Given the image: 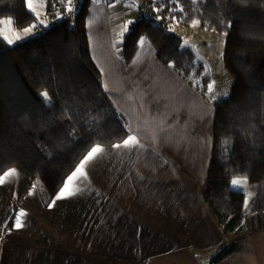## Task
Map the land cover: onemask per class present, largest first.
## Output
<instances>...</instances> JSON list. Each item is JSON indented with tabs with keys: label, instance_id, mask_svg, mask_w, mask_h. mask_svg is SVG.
<instances>
[{
	"label": "trees",
	"instance_id": "obj_1",
	"mask_svg": "<svg viewBox=\"0 0 264 264\" xmlns=\"http://www.w3.org/2000/svg\"><path fill=\"white\" fill-rule=\"evenodd\" d=\"M91 1L77 0L74 20L14 47L0 28V177L15 169L38 178L46 204L92 148L122 144L130 136L91 55ZM141 8L152 16L135 22L117 54L130 65L141 38L148 40L162 64L211 102L213 141L203 199L225 235L241 236L245 221L264 212V0H141ZM3 18L17 29L37 22L28 0H0ZM195 22L226 36L225 70L218 79L168 30ZM236 177L258 186L249 206L245 193L231 186ZM237 250V243L222 248L213 264Z\"/></svg>",
	"mask_w": 264,
	"mask_h": 264
},
{
	"label": "crops",
	"instance_id": "obj_2",
	"mask_svg": "<svg viewBox=\"0 0 264 264\" xmlns=\"http://www.w3.org/2000/svg\"><path fill=\"white\" fill-rule=\"evenodd\" d=\"M136 21L107 29L104 24L108 44L104 53L91 55L138 143L99 146L103 151L88 161L85 175L69 185L75 194L57 198L77 168L50 204L38 178L16 170L0 183V264H16V258L22 264H213L215 255L233 243L238 250L218 264H264V212L245 221L243 235H225L203 199L212 149L207 147L203 157L201 147L187 154L193 145L183 134L190 131L183 128L172 89L165 91L160 77L173 75L177 83L178 76L146 41L130 65L117 54ZM211 109L203 103L201 113L195 112L200 141L208 112L213 129Z\"/></svg>",
	"mask_w": 264,
	"mask_h": 264
},
{
	"label": "rangeland",
	"instance_id": "obj_3",
	"mask_svg": "<svg viewBox=\"0 0 264 264\" xmlns=\"http://www.w3.org/2000/svg\"><path fill=\"white\" fill-rule=\"evenodd\" d=\"M56 2L64 5V0H28V7L29 4H31V7L29 8L36 15L37 22L34 25L29 26L32 28V30L27 34H25L24 29L15 28L11 18H3V20L0 21L1 35H3L4 37V35L7 34L9 39L13 41L12 43H9L8 40H6L8 45L10 47H14L17 44L29 41V39L40 36L44 30L49 29L53 27V25L62 22L63 19L60 14L61 9L58 7H54L53 5ZM90 5L91 7L88 16V36L91 48L90 50L93 54H96L104 53L105 45L107 46L108 44L105 41V37L103 36L104 24L107 29V26H109L110 24H114L115 22L128 24L129 21L133 22L134 19L137 20L136 14L141 9V0H92ZM8 21H11V29L21 37L19 40L15 39L12 32L6 31V29L9 27L7 24ZM116 30L114 31V35ZM168 30L183 38L184 46L195 52L198 61L204 64V66L206 65L210 72L215 75L216 79H218L222 75L225 70L223 56L225 52L224 48L226 36L224 34L201 29L200 25L197 22L191 24V27L174 24L170 28H168ZM144 40L149 45V47H152L148 40ZM146 50L147 48H144L145 53ZM166 67L171 69V71H174L172 66L168 65ZM160 77L163 89H165V91L167 92L168 89H172V98L175 101V112H177L178 110L180 111L179 114L181 116L182 126L184 129H188L190 131V134H183V138L189 139L188 144L193 145V148L189 149V152L187 154H190L192 151L194 153H199L200 150L201 156L203 157L206 148L208 147V149H210V146H212L211 143L213 141L212 128L211 125H209L208 111L210 110L208 109L207 116L206 114L203 115L204 121H207V127H204L202 129L201 141L199 140V138H197V130L199 128L198 126L196 127L194 125L196 114L195 112L200 111V105H202L203 103H206L207 106L211 107V110H213L214 112V108L211 102L208 100H204L195 87L191 86L179 76V80H177V83L173 75L168 74V76H166L163 73L160 75ZM177 91L178 94H176ZM44 98L47 102L51 101V97L48 94L46 97L44 96ZM176 98H178L179 105H177ZM163 100H157L156 102L158 104H161L163 103ZM214 115L215 112L212 114V117H214ZM199 118L201 117H198V119ZM212 119L214 120V118ZM164 129L165 126L162 128V130ZM155 130H158V127H156ZM198 131L200 132V130ZM164 134V132L161 133L160 140H163ZM193 135L195 136L194 140ZM198 147L201 148L198 150ZM236 179H240L241 181H243L246 178L236 177ZM246 181V184L233 186L231 183V186L234 190L238 189L245 193V196L247 198L246 206H249L250 203L255 199L258 186L250 183L247 179ZM249 193H251V195H249ZM16 260V264L24 263L23 259L16 258Z\"/></svg>",
	"mask_w": 264,
	"mask_h": 264
},
{
	"label": "snow or ice",
	"instance_id": "obj_4",
	"mask_svg": "<svg viewBox=\"0 0 264 264\" xmlns=\"http://www.w3.org/2000/svg\"><path fill=\"white\" fill-rule=\"evenodd\" d=\"M70 3H71V0H69V5H70ZM29 7H31V4H29ZM70 10H71V8L69 7V11ZM7 24H8L9 27L6 29V31L7 32H12L13 36L15 37V39L19 40L21 37L18 34H16L10 27L11 21H8ZM31 30H32L31 27L25 28L24 32H25V34H27V33L31 32ZM4 39L8 40L9 43L13 42L11 39H9L7 34L4 35ZM139 43H140L141 46H143L144 43H145V40L143 38H141ZM43 95L46 97L47 93H43ZM137 143H138V141H137L136 136L135 135H130L128 137V139L123 141L122 145H114V147H132V146L136 145ZM102 151H103V149L101 147H99V146H96V147L92 148V150L89 152L88 156L81 163V165L77 168L76 173H74L73 176L69 178L68 183L65 185V189L62 190L61 193L59 194V196L57 197L58 199L59 198H63L66 195L70 196V195H74L75 194V192L69 188V185L72 184V181L75 179V177L77 175H79L81 177L85 175V173H84L85 165L88 163V161L92 160L97 154L101 153ZM15 175H16V170L15 169H10L8 172H6L4 174V176L0 177V183L5 182L9 177H13ZM246 182H247L246 179L243 180V181H241L240 179H233L231 183H232L233 186H239L241 184H246ZM78 190L79 189L77 188L76 191H78ZM249 195H251V193H249ZM23 215H24V213H20V215L16 218L15 227L17 229L22 227L21 217Z\"/></svg>",
	"mask_w": 264,
	"mask_h": 264
},
{
	"label": "built area",
	"instance_id": "obj_5",
	"mask_svg": "<svg viewBox=\"0 0 264 264\" xmlns=\"http://www.w3.org/2000/svg\"><path fill=\"white\" fill-rule=\"evenodd\" d=\"M53 5L54 7H58L61 9L60 14L62 16L63 21H65L66 19L74 20L75 14L79 9L77 0H71L70 5H69V0H64V5H61L58 2H56ZM69 7L71 8L70 11H69ZM136 16H137V20H140V18L151 17L152 15L146 9L141 8L140 11H138V13L136 14Z\"/></svg>",
	"mask_w": 264,
	"mask_h": 264
}]
</instances>
